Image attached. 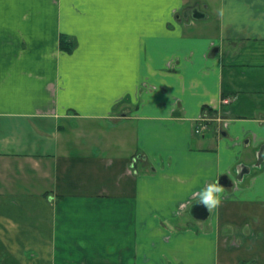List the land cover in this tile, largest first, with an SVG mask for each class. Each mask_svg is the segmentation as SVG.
<instances>
[{
  "label": "crops",
  "instance_id": "1",
  "mask_svg": "<svg viewBox=\"0 0 264 264\" xmlns=\"http://www.w3.org/2000/svg\"><path fill=\"white\" fill-rule=\"evenodd\" d=\"M261 146L264 0H0V264H264Z\"/></svg>",
  "mask_w": 264,
  "mask_h": 264
},
{
  "label": "flooded vegetation",
  "instance_id": "2",
  "mask_svg": "<svg viewBox=\"0 0 264 264\" xmlns=\"http://www.w3.org/2000/svg\"><path fill=\"white\" fill-rule=\"evenodd\" d=\"M193 12H198V11L193 10L191 13ZM224 98L228 99V103L224 105H228L231 102V99L228 97H224ZM224 98H222V100ZM222 122H224V115L222 114L218 115L216 113H211L210 111L206 112L202 114L198 119L195 120L194 132H196V134H202L205 130H209L211 127L218 135H220L223 133V129H221ZM249 143H250L249 140L245 141V145H249ZM262 149H263V146H261L258 152V155H257V163H258V160L261 161L258 165H255L252 168H247L243 166L241 169L236 171L235 177H236L237 182L245 181V179L251 175V172L254 169H258V170L262 169V166L264 164V157H263L264 151L262 152ZM226 180H227L226 185H229L230 184L229 179L226 178Z\"/></svg>",
  "mask_w": 264,
  "mask_h": 264
},
{
  "label": "clouds",
  "instance_id": "3",
  "mask_svg": "<svg viewBox=\"0 0 264 264\" xmlns=\"http://www.w3.org/2000/svg\"><path fill=\"white\" fill-rule=\"evenodd\" d=\"M224 191V186H222L218 180L208 183L200 192V198L198 201L205 204L208 208L215 207L221 201V194Z\"/></svg>",
  "mask_w": 264,
  "mask_h": 264
},
{
  "label": "water",
  "instance_id": "4",
  "mask_svg": "<svg viewBox=\"0 0 264 264\" xmlns=\"http://www.w3.org/2000/svg\"><path fill=\"white\" fill-rule=\"evenodd\" d=\"M192 17L195 19H201L203 15L200 12H193ZM219 182L223 185H226V177H222ZM190 214L196 220H205L208 217L209 212L205 204H203L202 202H197L195 204H192V206L190 207Z\"/></svg>",
  "mask_w": 264,
  "mask_h": 264
},
{
  "label": "built area",
  "instance_id": "5",
  "mask_svg": "<svg viewBox=\"0 0 264 264\" xmlns=\"http://www.w3.org/2000/svg\"><path fill=\"white\" fill-rule=\"evenodd\" d=\"M222 102H223V104H227V103H228V99H227V98H224V99L222 100Z\"/></svg>",
  "mask_w": 264,
  "mask_h": 264
},
{
  "label": "trees",
  "instance_id": "6",
  "mask_svg": "<svg viewBox=\"0 0 264 264\" xmlns=\"http://www.w3.org/2000/svg\"><path fill=\"white\" fill-rule=\"evenodd\" d=\"M62 43H64V41H62ZM65 48H67V47H65Z\"/></svg>",
  "mask_w": 264,
  "mask_h": 264
},
{
  "label": "rangeland",
  "instance_id": "7",
  "mask_svg": "<svg viewBox=\"0 0 264 264\" xmlns=\"http://www.w3.org/2000/svg\"><path fill=\"white\" fill-rule=\"evenodd\" d=\"M63 45H64V43H63Z\"/></svg>",
  "mask_w": 264,
  "mask_h": 264
}]
</instances>
